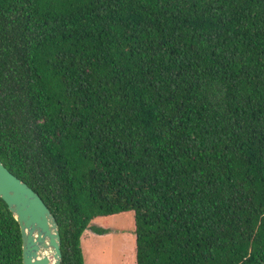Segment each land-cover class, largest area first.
Masks as SVG:
<instances>
[{"label":"trees","instance_id":"trees-1","mask_svg":"<svg viewBox=\"0 0 264 264\" xmlns=\"http://www.w3.org/2000/svg\"><path fill=\"white\" fill-rule=\"evenodd\" d=\"M0 161L61 264L123 211L136 264H264V0H0Z\"/></svg>","mask_w":264,"mask_h":264},{"label":"water","instance_id":"water-1","mask_svg":"<svg viewBox=\"0 0 264 264\" xmlns=\"http://www.w3.org/2000/svg\"><path fill=\"white\" fill-rule=\"evenodd\" d=\"M0 198L19 225L22 264H61V239L55 217L39 195L1 161Z\"/></svg>","mask_w":264,"mask_h":264},{"label":"rangeland","instance_id":"rangeland-1","mask_svg":"<svg viewBox=\"0 0 264 264\" xmlns=\"http://www.w3.org/2000/svg\"><path fill=\"white\" fill-rule=\"evenodd\" d=\"M92 226L106 230L98 235L86 230L81 237L84 264H136L134 212L102 217Z\"/></svg>","mask_w":264,"mask_h":264}]
</instances>
